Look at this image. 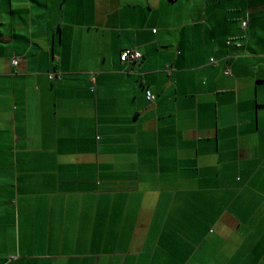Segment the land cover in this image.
Returning a JSON list of instances; mask_svg holds the SVG:
<instances>
[{
  "label": "crops",
  "instance_id": "obj_1",
  "mask_svg": "<svg viewBox=\"0 0 264 264\" xmlns=\"http://www.w3.org/2000/svg\"><path fill=\"white\" fill-rule=\"evenodd\" d=\"M207 224L199 264H264V0H0V264H188Z\"/></svg>",
  "mask_w": 264,
  "mask_h": 264
},
{
  "label": "rangeland",
  "instance_id": "obj_2",
  "mask_svg": "<svg viewBox=\"0 0 264 264\" xmlns=\"http://www.w3.org/2000/svg\"><path fill=\"white\" fill-rule=\"evenodd\" d=\"M195 19L196 16L194 17ZM157 30H155L156 32ZM208 224L206 225V227L204 229H200L199 232L202 234V236L200 237V239L196 240V254L194 255V261L192 263H190L188 257L186 256V261L188 262V264H199L197 262V259L200 257L201 255V252L199 251V249L202 248V245H203V241L205 240V238L208 237ZM128 253H130L129 251H126ZM215 254H212L210 255L212 258L214 257ZM115 256H116V259L117 260H120L122 262L125 261V259L127 258V264H140L141 260L144 259V254H141V250L137 247V253L135 254H125V251L122 250V251H119V252H115ZM202 256V255H201ZM10 257V256H9ZM171 257L170 255H167V254H164V258H169ZM229 258L232 262V264H235V255H229ZM214 259V258H213ZM149 261H153V260H156L155 259V256H152L148 259ZM215 264V263H214Z\"/></svg>",
  "mask_w": 264,
  "mask_h": 264
},
{
  "label": "built area",
  "instance_id": "obj_3",
  "mask_svg": "<svg viewBox=\"0 0 264 264\" xmlns=\"http://www.w3.org/2000/svg\"><path fill=\"white\" fill-rule=\"evenodd\" d=\"M246 27H247V23L243 22V28H246ZM237 46L240 47L241 44L238 43ZM141 59H142V54L138 51H135V50L124 51L121 55V61L127 62V63H135V62L140 61ZM211 62L215 63L213 59L211 60ZM13 65L17 66L18 60L13 61ZM227 74H231V71L229 68L227 69ZM51 79H54V76L51 75ZM146 97H147V100L150 102H153L155 100V96L153 95V93L150 90H148L146 92ZM15 259H16V257H11V260H15Z\"/></svg>",
  "mask_w": 264,
  "mask_h": 264
},
{
  "label": "water",
  "instance_id": "obj_4",
  "mask_svg": "<svg viewBox=\"0 0 264 264\" xmlns=\"http://www.w3.org/2000/svg\"><path fill=\"white\" fill-rule=\"evenodd\" d=\"M152 107V106H151Z\"/></svg>",
  "mask_w": 264,
  "mask_h": 264
}]
</instances>
